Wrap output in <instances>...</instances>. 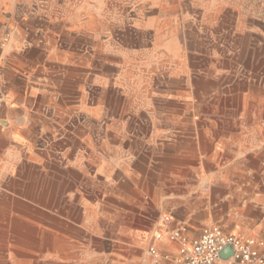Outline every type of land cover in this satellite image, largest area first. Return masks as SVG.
I'll list each match as a JSON object with an SVG mask.
<instances>
[{"label": "crops", "instance_id": "0c3cea01", "mask_svg": "<svg viewBox=\"0 0 264 264\" xmlns=\"http://www.w3.org/2000/svg\"><path fill=\"white\" fill-rule=\"evenodd\" d=\"M89 2H83L80 11L74 7L51 17L44 44H32L33 33L28 30L15 32L14 41L10 31L3 36L0 230L8 231L5 237L13 240V259L37 264L106 260V230H116L117 237L128 241L122 231L142 226L132 216L143 208L147 190L185 199L178 208L186 214L193 209L206 213L215 192H226L228 212L218 221L220 228L245 240L264 239V169L255 182L248 158L233 156V151L250 147L251 133L264 135V126L242 122L264 115V85L259 80L236 83L223 75L218 68L232 69L234 56L221 54L205 62L195 42L189 49L185 42L170 46L166 39L182 35L171 23L179 20L176 7L193 4L200 17L199 0H140V8L111 16L100 12V2L93 7ZM210 4L217 21L234 11L231 0ZM122 16L132 21L131 26L117 24ZM104 22L113 23V36L125 48L83 55L69 43L75 34L99 35ZM184 32L200 37L201 31ZM142 39H150V44L142 46ZM146 55L144 66L152 80L123 82L124 67ZM169 61L179 67L177 78L164 77ZM247 64L251 75H264L260 62ZM75 94L93 108H74ZM47 101L51 108L43 111ZM209 101L220 107L190 108L192 102ZM255 102L262 104L260 109L251 106ZM196 114L208 120H196ZM45 129L59 133L54 149L60 155L43 157L39 145ZM226 155L232 168L223 175L219 167ZM259 155L264 156V138ZM205 224L193 221L191 228L180 231L187 247ZM134 244L120 241L121 257L131 259ZM154 244L172 256L182 247L167 234Z\"/></svg>", "mask_w": 264, "mask_h": 264}, {"label": "rangeland", "instance_id": "374dc122", "mask_svg": "<svg viewBox=\"0 0 264 264\" xmlns=\"http://www.w3.org/2000/svg\"><path fill=\"white\" fill-rule=\"evenodd\" d=\"M87 0H0V48L3 43L6 41L4 35L7 32H11L13 38L11 40L16 39V35L14 34L17 31L28 30L33 33V38L31 43L35 42H43L48 41V25L50 19H55L56 15L63 13H70L74 7H77L80 11L81 5L83 2ZM90 1L91 7H93L92 3L100 2L102 4V8L100 10L101 13L105 15L111 16L117 13H125L130 12L131 10H135L137 6L141 3L140 0H88ZM194 0H192L193 2ZM198 0H195V2ZM201 5L199 8L201 9V15L194 11L193 4L189 3L182 6H177L176 11L179 16V20L176 22H171L175 27V30H180V37H171L166 39L170 46L177 47L180 46V43L185 42L187 48L189 49V43H194L197 46V50L199 53L205 57L206 61H214L215 59H219L221 54H225L227 56L235 57V64L231 69L229 66L223 65L218 68L219 71L223 72V75L228 76L233 82L236 83H245V82H253V81H261L262 86L264 85V75H251V71L248 69L247 63L255 62V64L259 63L260 68L264 67V0H231L233 3L234 11L229 13L227 16L219 21L215 20V14L213 12V7L210 4L211 0H199ZM69 4L71 6H68ZM140 8V6H139ZM198 7H195L196 10ZM74 12V11H73ZM80 13V12H79ZM186 18L191 20L190 22L181 19ZM132 21L122 16V21L117 23L121 25L123 28H128L131 26ZM111 22L100 23L99 35L93 36L91 34L90 38L81 37L80 34H75L72 36V40L69 42L74 47H78L76 50L81 54H90L101 49H119L125 48L121 43V39L114 38ZM196 29L201 31L200 37L193 36V34H188L184 32V30ZM43 32V34H41ZM36 33L37 35H35ZM36 36V37H35ZM79 36V37H78ZM123 40V39H122ZM142 46H148L150 43V39H142ZM163 39H155V42H161ZM198 41H201L198 42ZM116 42V43H115ZM200 43V44H198ZM44 44V42H43ZM194 44H192V47ZM191 48V47H190ZM241 60L239 59L241 56ZM240 56V57H239ZM241 61V62H240ZM145 62H147V55L143 56L136 60L133 64L130 63L124 67L122 81L130 84L136 81L139 82H148L152 77L151 71H148L145 68ZM171 62V61H169ZM247 62V63H246ZM253 65V64H252ZM146 69L145 71L143 69ZM259 68V69H260ZM228 72H224L226 70ZM179 67L176 62H171V65L168 67L166 71L165 78H177L179 76L178 73ZM264 88V87H263ZM176 90L171 88V91ZM80 95L75 94V99L73 100L74 108H79L83 106H89L93 108L92 103H82L79 102L78 98ZM210 100V99H209ZM49 102H44L42 104L43 111H48L50 105ZM170 108H176L175 103H170ZM235 105H237L235 103ZM261 103L255 102L252 103V107L255 109L261 108ZM220 107V106H219ZM218 103L214 101L205 103H196L192 102L190 104L191 109L197 110H209L219 108ZM205 115H209L204 113ZM196 120L204 121L208 120V118H200L199 115L196 114ZM78 120V119H77ZM82 122L84 119H79ZM92 120V119H90ZM147 120V119H146ZM155 120V119H152ZM160 121V118L158 119ZM193 120V118H192ZM238 120V119H235ZM86 122L89 120L86 119ZM243 124L254 126H264V115L259 114L255 118H250L248 120L243 119ZM264 135L259 133H251L250 134V147L247 149H239L233 151V156L235 158H248L249 161V169L251 175L254 174L255 182H259V177L263 174H258L260 168L264 169V156H260V148L262 147ZM61 139L59 133H51L45 129L43 134L41 135V142L39 150L43 154V157L57 156L62 152L58 149H54L55 143ZM249 156V157H248ZM226 160H223L219 169H221V173L223 175H228L231 170V162L227 160L229 155H226ZM154 168V167H153ZM264 171V170H263ZM44 187H48L49 183L44 181ZM229 193L227 192V195ZM227 196L226 192L216 191L215 197L212 202L209 199V206L207 208V212H199L196 210H191L189 213H185L184 210H180L178 207L180 206V202L185 199L178 198H166L162 196L161 191H146V197L141 199L140 206L142 209H136L135 214H133V218L136 221L141 222V227L133 226L128 231H122V237L127 239H120L117 237L119 234L116 230H106L105 241H107L106 249L107 259L101 262H78L71 261L64 264H131V260L135 258V264H145L146 263V251L148 247L154 244L155 234L161 233L167 234L174 239H178L181 241L186 235L181 234V230L184 229L187 231L188 226L191 228L193 226V221H202L207 224L203 225L200 229V232L204 227H212L218 226V221H220L225 213L228 212L226 209ZM194 200V199H190ZM180 201V202H179ZM170 218V223H165V218ZM181 222V223H177ZM190 221V223H187ZM137 222V223H138ZM177 224V225H176ZM189 224V225H188ZM176 225V226H175ZM222 229V228H221ZM7 234L3 230H0V264H37L33 262H18L16 256L12 254V246L11 240ZM179 233V237H176V234ZM120 241L128 243L130 241H134V245L136 246V250L131 252L130 256H122L120 255ZM133 246V244H131ZM126 247V246H125ZM127 246L126 248H128ZM125 248V251L128 249ZM158 250L161 253L169 254L163 252L161 248L158 247ZM136 252V254L134 253ZM171 257H177L172 256ZM39 264H49V263H39Z\"/></svg>", "mask_w": 264, "mask_h": 264}, {"label": "built area", "instance_id": "2783aa9c", "mask_svg": "<svg viewBox=\"0 0 264 264\" xmlns=\"http://www.w3.org/2000/svg\"><path fill=\"white\" fill-rule=\"evenodd\" d=\"M165 223L169 224L170 218H165ZM161 236L156 234L154 241L159 242ZM180 242L182 247L175 258L161 253L155 244L150 245L145 264H264V239L245 240L226 234L218 226L203 228L190 247L185 245L184 238ZM227 248L230 255L222 258L220 254Z\"/></svg>", "mask_w": 264, "mask_h": 264}, {"label": "water", "instance_id": "95a60500", "mask_svg": "<svg viewBox=\"0 0 264 264\" xmlns=\"http://www.w3.org/2000/svg\"><path fill=\"white\" fill-rule=\"evenodd\" d=\"M230 252H231L230 249L227 248V249H225V250L220 254V256H221L222 258H227V257H229Z\"/></svg>", "mask_w": 264, "mask_h": 264}, {"label": "bare ground", "instance_id": "6f19581e", "mask_svg": "<svg viewBox=\"0 0 264 264\" xmlns=\"http://www.w3.org/2000/svg\"><path fill=\"white\" fill-rule=\"evenodd\" d=\"M158 235V234H157ZM159 235L161 236L162 234L161 233H159ZM162 237V236H161Z\"/></svg>", "mask_w": 264, "mask_h": 264}]
</instances>
